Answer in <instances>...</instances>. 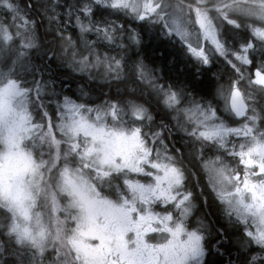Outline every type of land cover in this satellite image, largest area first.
<instances>
[{
  "label": "snow or ice",
  "instance_id": "1",
  "mask_svg": "<svg viewBox=\"0 0 264 264\" xmlns=\"http://www.w3.org/2000/svg\"><path fill=\"white\" fill-rule=\"evenodd\" d=\"M0 264H264V0H0Z\"/></svg>",
  "mask_w": 264,
  "mask_h": 264
},
{
  "label": "trees",
  "instance_id": "2",
  "mask_svg": "<svg viewBox=\"0 0 264 264\" xmlns=\"http://www.w3.org/2000/svg\"><path fill=\"white\" fill-rule=\"evenodd\" d=\"M147 43L144 47L145 55L148 57L149 61L162 64L165 66V71H168V61L172 56L176 57V62L172 66V74L176 73V69L181 66L186 65L188 62L186 59H183L178 51V45L170 44L166 39L161 38L160 40H155L154 38L149 40L148 37H145ZM163 51L164 55L161 56L160 52ZM188 70H191L190 68ZM208 73L205 74L203 78V87H207L209 84ZM78 77H73L71 80H68L67 83L70 86L72 91H75L77 88V84L80 83ZM106 91V89H105Z\"/></svg>",
  "mask_w": 264,
  "mask_h": 264
},
{
  "label": "flooded vegetation",
  "instance_id": "3",
  "mask_svg": "<svg viewBox=\"0 0 264 264\" xmlns=\"http://www.w3.org/2000/svg\"><path fill=\"white\" fill-rule=\"evenodd\" d=\"M218 67L220 68L221 71L224 72V76H225V80H226V79H227V76L230 74L229 70L226 69V68H224L223 65H219ZM213 71H216V67L213 68ZM249 72H254V68L250 67V68H249ZM209 75H210V74H208L207 76L209 77ZM213 211H215V208H213ZM233 258H234V257H233ZM222 259L225 260V261H227L228 257L225 256V257H223Z\"/></svg>",
  "mask_w": 264,
  "mask_h": 264
}]
</instances>
